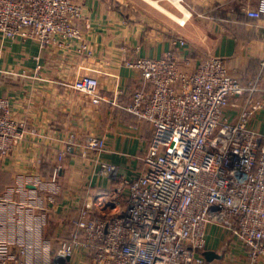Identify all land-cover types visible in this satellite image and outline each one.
<instances>
[{"label":"built area","instance_id":"built-area-1","mask_svg":"<svg viewBox=\"0 0 264 264\" xmlns=\"http://www.w3.org/2000/svg\"><path fill=\"white\" fill-rule=\"evenodd\" d=\"M82 14L74 0H0V34L15 41L35 40L42 51L78 41L81 32L74 22ZM246 15L256 20L264 16V0H255ZM174 44L180 50L160 58L123 52L124 66L136 70L147 87L137 89L126 106L152 128L138 174L127 177L116 165L101 163V170L116 181L110 194L95 199L102 211L94 204L70 214L50 210L52 216H66L64 232L41 249L37 243L29 248L0 238V264H205L209 224L225 226L252 264L264 260V135L249 125L263 107L257 97L259 77L241 83L216 56L199 59L191 72L183 71L179 60H192L181 51L185 40ZM39 55L35 76L41 70ZM98 84L96 77L82 75L72 88L92 104L109 101L98 93ZM234 98L244 102L231 122L225 110ZM27 132L13 117L11 101L0 95V159ZM82 148L81 155L88 157L101 152L105 140L88 136ZM69 149L59 152L50 180L39 182L42 189L54 188ZM30 210L16 206L15 213L30 216Z\"/></svg>","mask_w":264,"mask_h":264},{"label":"crops","instance_id":"crops-1","mask_svg":"<svg viewBox=\"0 0 264 264\" xmlns=\"http://www.w3.org/2000/svg\"><path fill=\"white\" fill-rule=\"evenodd\" d=\"M74 1L83 12L74 22L81 32L78 41L55 43L41 51L35 40L15 41L0 34V95L11 101L13 117L28 131L27 137L0 159V175H6L0 177V205L16 207L11 201L22 199L39 207L30 216L19 215L12 208L14 215L6 216L7 225L0 222V238L29 248L37 243L41 249V244L64 232L67 218L57 215L93 204L102 211L95 199L103 195L92 194L95 188L111 190L115 179L101 170V163L116 165L127 177L138 174L139 157L148 147L152 128L126 110L132 94L147 87L136 70L124 66V51L132 57H165L180 50L174 41L183 39L186 46L181 51L192 60L189 64L179 60L183 71L191 72L199 59L216 56L241 83L259 77L257 97L263 107L249 125L264 135V16L256 20L246 15L255 0H176L178 5L165 0ZM39 53L41 70L35 76ZM82 75L96 77L98 93L109 101L92 104L74 90L72 83ZM243 102L244 98H234L226 108L231 122ZM88 136L103 138L105 148L83 157L82 146ZM67 146L70 149L60 161L62 170L54 188L42 189L39 182L48 183L58 164L57 155ZM19 183L23 190H18ZM50 210L59 214L52 216ZM43 214L46 219L39 221ZM206 237V251L220 257L205 258V264H252L242 243L225 226L209 224Z\"/></svg>","mask_w":264,"mask_h":264},{"label":"rangeland","instance_id":"rangeland-1","mask_svg":"<svg viewBox=\"0 0 264 264\" xmlns=\"http://www.w3.org/2000/svg\"><path fill=\"white\" fill-rule=\"evenodd\" d=\"M165 2H168V0L166 1L165 0ZM20 187H21V190H23L25 187H24V185H21L20 183L18 184V190L20 189ZM22 194H23V192H22ZM22 196V195H21ZM21 196H19V197H21ZM5 201H7V200H5ZM16 204L17 205V207L18 208H21V209H23V207H27V209H31V210H33V211H31L30 210V214L32 215V212L33 213H35V212H38V210H39V207H33L32 205H30L29 203H27V202H24L22 199H18V200H13V201H11V204ZM6 205V204H5ZM12 208H14V209H16V207L15 206H9V207H5L4 205H0V222H1V224H3V225H7V221H8V218L6 217L7 215H10V213H13L12 212ZM12 215H14V213L12 214ZM40 215V214H39ZM39 215H38V217H39ZM53 223V222H52ZM40 224V223H39ZM39 224H35L36 226V228L35 229H37L38 230V226H39ZM49 224H51L50 222H49ZM30 225V224H29ZM33 227H34V224H33ZM42 227L44 228V224H42ZM35 229H34V232H35Z\"/></svg>","mask_w":264,"mask_h":264},{"label":"trees","instance_id":"trees-1","mask_svg":"<svg viewBox=\"0 0 264 264\" xmlns=\"http://www.w3.org/2000/svg\"><path fill=\"white\" fill-rule=\"evenodd\" d=\"M44 166H48V165H44ZM48 169H50V165L48 167ZM42 170V169H41ZM49 172V170H47ZM6 175L1 174L0 177H5ZM113 184H116V181L113 182ZM2 189V188H1ZM111 190H106V189H102V188H98L94 190V194H92L93 196H99V195H103L106 196L108 194H110ZM57 218H66V216L61 215V216H56Z\"/></svg>","mask_w":264,"mask_h":264},{"label":"water","instance_id":"water-1","mask_svg":"<svg viewBox=\"0 0 264 264\" xmlns=\"http://www.w3.org/2000/svg\"><path fill=\"white\" fill-rule=\"evenodd\" d=\"M204 256H205V258H206L208 261L212 260L213 258H219V257H220V256H217L214 252H211V251H206V252L204 253Z\"/></svg>","mask_w":264,"mask_h":264},{"label":"bare ground","instance_id":"bare-ground-1","mask_svg":"<svg viewBox=\"0 0 264 264\" xmlns=\"http://www.w3.org/2000/svg\"><path fill=\"white\" fill-rule=\"evenodd\" d=\"M174 3H176V4L178 5V2L174 1ZM174 3H173V4H174ZM157 7H158V6H157ZM174 16H175V15H174Z\"/></svg>","mask_w":264,"mask_h":264}]
</instances>
